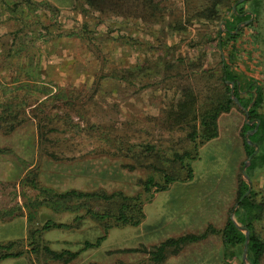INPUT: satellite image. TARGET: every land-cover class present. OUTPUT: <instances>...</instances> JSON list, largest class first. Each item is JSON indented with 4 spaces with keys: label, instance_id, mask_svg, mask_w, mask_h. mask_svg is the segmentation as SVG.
I'll return each mask as SVG.
<instances>
[{
    "label": "rangeland",
    "instance_id": "1",
    "mask_svg": "<svg viewBox=\"0 0 264 264\" xmlns=\"http://www.w3.org/2000/svg\"><path fill=\"white\" fill-rule=\"evenodd\" d=\"M108 1L101 13L75 0H0V115L5 118L0 121V243L11 241L23 250L29 228L46 219L72 223L81 214L51 208L44 190H119L140 194L142 221L111 227L98 247L79 252L66 264H152L146 251L167 237L200 232L206 217L213 218L211 202L234 204L240 178L249 183V190L264 193V167L250 178L241 177L244 115L235 104L218 116L217 137L198 147L197 158L190 162L191 180L171 183L162 191H142L146 176L158 181L159 176L153 173L151 156L136 161L131 151L153 145L167 158L191 148L186 129L169 127L164 119L167 104L177 97L176 87L187 84L200 99L209 91H223L215 42L229 10L218 4L217 18L210 20L194 14L209 0H151L153 7L143 0ZM177 22L184 30L169 28ZM250 53L260 59L258 73L264 69L260 49L242 51L240 67L245 62L257 65ZM198 57L208 72L195 75L179 66L180 77H173L176 69L161 68ZM152 61L159 73L150 79L122 81L113 76ZM260 86L263 101L257 112L264 116V79ZM6 119L13 124L11 130ZM30 180L36 188L30 187ZM185 212L188 218L198 220L201 213L205 218L185 224L179 220ZM257 227L264 239V222ZM101 233L98 223L84 217L68 229L42 232L41 238L52 249L74 251ZM189 251L180 254L194 250ZM174 255L179 251L160 264H180L172 260ZM0 264L42 260L24 252Z\"/></svg>",
    "mask_w": 264,
    "mask_h": 264
},
{
    "label": "trees",
    "instance_id": "2",
    "mask_svg": "<svg viewBox=\"0 0 264 264\" xmlns=\"http://www.w3.org/2000/svg\"><path fill=\"white\" fill-rule=\"evenodd\" d=\"M82 1L87 7L98 12H104L108 6V0H75ZM152 6L151 0H143L144 4ZM224 3L228 7V19L222 23L225 28L216 38V58L218 68L219 85L223 91L213 93L209 91L208 95L200 99L194 89L185 84L176 87L177 97L167 104L164 119L169 127H178L186 129V139L191 144L190 150L182 152H172L165 158L153 145H142L132 152L133 159L138 160L141 157H152V165L155 174L159 176V181L155 180L154 175H148L142 180L141 189L145 193L150 191L165 190L169 184L174 182L189 181L193 177L190 162L197 158L198 147L207 141L217 137V118L221 113L227 112L231 106L238 104L243 110L247 109V119L252 120L251 124L242 122L240 127L241 144L245 157H248L257 146L256 152L249 158V164L244 169V175L250 178L252 173L264 167V116L257 112L263 101V91L260 81L264 79V69L258 70L256 67L260 64L259 57L250 53L251 63L257 64L252 66L250 63H242L240 67V55L243 52L249 54L250 50H261L264 53V4L263 0H209V3L194 14L198 18L214 20L217 18L218 4ZM232 5L234 8L231 9ZM247 7V10L245 9ZM248 11L247 13H245ZM123 13V12H121ZM124 15V14H123ZM152 15V13H150ZM133 17H140L136 13ZM251 17V18H250ZM247 21L243 27L238 26L240 23ZM177 22L169 26L172 30H184ZM257 48V49H256ZM207 49V48H206ZM204 49V50H206ZM258 54V53H257ZM205 57V54H202ZM179 60V59H177ZM264 60V59H263ZM179 63V64H178ZM178 64V66H177ZM152 63L143 62L132 69H120L115 71V78L122 81H132L134 79H150L157 76L159 68ZM179 66H184L191 71V74H202L208 72V67L202 57L196 58V61L182 62L175 61L168 63L161 68L167 71L171 68L178 74ZM169 75V73H168ZM256 75V76H255ZM170 76V75H169ZM177 77H180L178 74ZM226 82L231 83L226 84ZM245 95H241V94ZM253 102L250 104L252 99ZM250 104V105H249ZM244 115V112H243ZM1 119H5L0 115ZM258 125L252 133L244 138V133L253 129L255 120ZM5 125L9 121L4 120ZM10 130L13 124H9ZM6 126V130H9ZM251 142L253 144H249ZM170 164V165H169ZM243 164V163H242ZM175 165L177 168H175ZM30 187L36 188L33 180L29 181ZM247 183L239 179L236 197L234 201L235 208L230 211L233 213L235 223L242 230L238 229L235 223L226 218L221 228H215L207 224L200 232L183 233L177 236L167 237L153 245L150 250L146 251L148 259L152 264H160L167 255L177 253L183 246L196 243L210 234H216L220 237L223 245V256L227 260L233 257L235 250L240 257L242 244L247 237L246 242V259L249 264H261L264 256V239L259 234L258 225L264 222V193H257L249 190L246 194ZM46 203L51 204V208L63 210H81V214L75 215L72 223L55 222L50 219L43 220L39 225L29 228L27 231V243L25 249H15L14 242L0 243V260L6 258H16L24 252H29L39 257L42 264L45 262H57L66 264L75 258L79 252L98 247L104 240L107 231L115 226H137L144 218L142 211L143 200L140 194L127 195L122 191L115 190L105 192L99 190H76L66 189L63 191H43ZM50 204H48L50 206ZM84 217L98 223L101 226L102 233L96 236L92 241L83 240L81 247L77 250L52 249L41 238V233L50 229H68L74 222H79ZM139 250V249H132ZM145 251V248L140 249ZM124 264V263H120ZM238 264H242L240 258Z\"/></svg>",
    "mask_w": 264,
    "mask_h": 264
},
{
    "label": "crops",
    "instance_id": "3",
    "mask_svg": "<svg viewBox=\"0 0 264 264\" xmlns=\"http://www.w3.org/2000/svg\"><path fill=\"white\" fill-rule=\"evenodd\" d=\"M208 208L209 212L213 215V218L209 219L206 217L207 221L205 222L203 228L207 224H210L215 228H221L226 218L230 217L228 211H230V208H232L233 210L235 207L232 202H229L227 205H218V203L211 202ZM200 210L204 211V207H202ZM186 213L187 212H185L184 219H179L180 222H184L185 224L196 225L199 224V220L205 218L202 213V217L198 220H196L195 218H188L189 215ZM194 219L196 220V223L192 224ZM184 223H181V225L184 226ZM184 250H188V252H190L189 250H194L193 252L195 253L192 252L180 254V252L182 253L184 252ZM234 250L235 255L227 260V264H233V259L239 261L240 258L241 260V253L239 257L237 256L236 249ZM171 258L172 260H177V262H179L180 264H221L225 261V258L223 256V245L221 243L220 237L216 234H210L196 243H191L183 246L179 250V255H174ZM171 262L174 263L175 261Z\"/></svg>",
    "mask_w": 264,
    "mask_h": 264
},
{
    "label": "water",
    "instance_id": "4",
    "mask_svg": "<svg viewBox=\"0 0 264 264\" xmlns=\"http://www.w3.org/2000/svg\"><path fill=\"white\" fill-rule=\"evenodd\" d=\"M239 1H242V0H239ZM232 8H234V5L232 6ZM250 18H251V17H250ZM246 22H247V21L242 22V23H240L238 26H240V25H242V24H244V23H246ZM221 26H222V29L225 28V26H224V24H223L222 22H221ZM220 30H221V29H220ZM226 84H229V85H230L231 83L226 82ZM253 100H254V98L252 99V101L250 102V104L253 102ZM250 104H249V105H250ZM237 105H238V104H237ZM243 112H244V121H245L247 124H251V123H252V120H248V119H247V109H244ZM258 122H259V121L256 119V120H255V126L253 127V129L250 130V131H248V132H245V133H244V138H245V139H247V136L255 130V128H256ZM248 143H249V144H253V143H251V142H248ZM253 145H254V151H253L248 157H246V159H245L244 162H243V165L241 166L240 173H241V177L244 178V179H247V177L244 175V169H245V167L249 164V158H250V157L256 152V150H257V146H256L255 144H253ZM249 189H250V185H249V183L247 182V190L245 191L244 194H246V193L249 191ZM234 207H235V205H234ZM229 218L235 223V220L232 219L231 216H230ZM235 225H236V227H237L238 229L242 230V228H241L237 223H235ZM244 235H245V240H244V242H243V244H242V250H241V262H242V264H249V263L247 262V259H246V242H247V237H246V234H245V233H244Z\"/></svg>",
    "mask_w": 264,
    "mask_h": 264
}]
</instances>
